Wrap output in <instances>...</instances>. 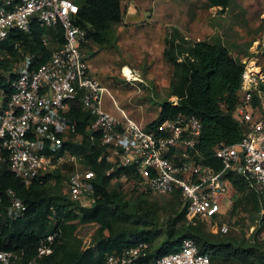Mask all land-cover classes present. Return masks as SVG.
<instances>
[{
  "label": "built area",
  "instance_id": "2783aa9c",
  "mask_svg": "<svg viewBox=\"0 0 264 264\" xmlns=\"http://www.w3.org/2000/svg\"><path fill=\"white\" fill-rule=\"evenodd\" d=\"M79 10L74 0H0V42L14 30L31 33L34 20L53 31L43 35L52 54L42 64L35 62L21 42L14 44L19 59L4 71L12 93L5 100L0 91V167L7 162L11 172L28 184L47 174L53 180L55 171L68 169L63 193L79 208L92 206L96 174L67 146L82 140L70 115L77 103L90 114V130L99 134L102 157L112 166L107 175L116 167H134L143 188L162 196L178 193L192 223L200 217L210 220L220 211L230 192V176L250 180L262 199L256 226L264 240V69L258 60H241L244 70L233 115L243 133L237 143L215 145L213 156L222 165L217 168L203 161L198 147L203 123L197 115L179 113L149 128L117 104L108 86L91 73L86 50L90 39L87 30L77 24ZM58 27L63 29L62 44L56 38ZM257 45L263 49L264 39H257ZM5 55L12 58L8 52ZM255 65L260 72L254 70ZM125 77L132 84L137 80ZM107 94L121 111L120 118L105 108ZM171 101L178 104L177 97ZM7 196L9 204L0 211V222L25 215V203L15 191L8 189ZM229 230L226 223L220 227L224 234ZM61 240L59 231L47 233L32 259L26 258L25 249L0 250V264H36L38 258L51 255ZM149 249L148 242L125 247L108 254L102 264H211L210 254L202 253L190 237L178 251L143 260Z\"/></svg>",
  "mask_w": 264,
  "mask_h": 264
},
{
  "label": "trees",
  "instance_id": "16d2710c",
  "mask_svg": "<svg viewBox=\"0 0 264 264\" xmlns=\"http://www.w3.org/2000/svg\"><path fill=\"white\" fill-rule=\"evenodd\" d=\"M79 5L77 24L87 30L88 39L101 46L115 45L117 34L114 27L123 20L121 0H74ZM212 6H222L220 13L230 8L232 0H207ZM246 22V20H245ZM213 35L209 39L191 42L187 46L169 40L166 57L174 66L175 80L170 88V96L178 97V104L174 105L169 99L161 107L160 116L148 125L155 127L158 123L168 118H173L179 113L197 115L203 123L200 137L199 150L204 162L221 168V162L213 155L214 147L219 142L226 144L237 143L243 133V128L234 117L233 111L238 102V91L241 87L244 64L239 57H235L225 36L232 33L233 22L222 15L217 17ZM53 33L44 28L38 20H34L31 33L27 34L18 30L11 32L9 38L0 42V91L7 100L12 93V88L4 71L12 68L13 63L19 59L14 50L15 42H21L26 51L35 56V62L42 64L47 61L52 50L42 41L44 34ZM58 43H64L63 29L56 31ZM113 41V42H112ZM6 52L12 58L6 57ZM181 59V60H180ZM264 89V84L261 86ZM257 104V99L254 98ZM223 105L226 108H223ZM70 115L76 125L77 133L82 135V140L67 144L72 153L79 156L83 163L91 168L95 174V200L90 207H73L75 204L62 192L65 172L57 174V186H50V174L36 178L31 183H26L9 169L5 162L0 167V211L9 204L7 190L13 189L26 206L25 215L18 219H2L0 222V250L25 249L26 258L37 256L38 244L47 233L59 231L62 235L61 242L55 244L51 255L38 258L36 264H102L110 253H119L125 247L135 246L141 242H148L150 249L143 260H151L178 251L185 238H193L199 245L202 253L222 255L227 250L228 255L241 259L242 262L251 261L254 253L246 250L245 256L231 249L232 242H214L204 238V231L199 224H192L186 218V208L181 212L185 218L183 226L174 233V228L168 232L167 238L153 249L152 242L155 231L140 228L129 232L127 228L118 227L123 219H127L129 206L122 193L113 184L114 179H119L123 174L127 177L135 174L134 167H116L111 175L107 171L111 165L102 157L104 148L99 143V134L90 130L91 117L80 104H73ZM60 170H57L58 172ZM230 181L239 190L244 191L246 184L230 176ZM57 188V189H56ZM178 194V193H176ZM254 199L261 209V195H254ZM181 204V202H180ZM95 224V237L81 248L68 245L67 239L77 233L79 227L85 224ZM258 228L253 237L260 238ZM201 237H199L198 235ZM258 240V239H257ZM202 242V247L199 242ZM239 249V248H238ZM261 249V248H259ZM243 250V249H242ZM245 249L243 252H246ZM242 253V252H241ZM251 253V254H250ZM263 253V254H262ZM241 255V256H240ZM258 259L263 264L264 252ZM240 256V257H239ZM212 264V258H211Z\"/></svg>",
  "mask_w": 264,
  "mask_h": 264
},
{
  "label": "rangeland",
  "instance_id": "374dc122",
  "mask_svg": "<svg viewBox=\"0 0 264 264\" xmlns=\"http://www.w3.org/2000/svg\"><path fill=\"white\" fill-rule=\"evenodd\" d=\"M242 1L243 2L232 0L229 10L225 13V16H223L233 22L231 28L232 33L225 36V39H227L225 42L228 43L235 57L238 56V59L241 60L250 58L253 60L257 59L258 63L261 64L264 69V48L260 49L259 46L261 44L259 46L257 45V39H264V0ZM121 2L124 6L128 4V0H121ZM144 10H146V8ZM144 14L146 19H148L147 12H144ZM221 14L214 17L213 22H216L217 17H220ZM114 31L116 33V26L114 27ZM171 34H175V32ZM115 38L116 37L110 33V39L114 40ZM178 40V44L183 46L190 44V40L187 37H184V40L180 37ZM94 43L95 42L90 40L86 44L88 54L94 52ZM170 64L167 66L168 71L165 73L163 71V74H161L162 78L160 79L165 81L164 88L166 87L165 91H162V95L160 94L161 91L157 92V87L160 88L158 83L150 85L143 84L141 85L142 87L139 85L137 89H135L130 85L129 81L125 82L124 80L123 82L125 87H128L126 88L127 93L130 94L123 103L124 107L121 108L141 125L146 126L148 121L155 119L159 114L160 105L170 98V95L167 94L169 91L167 90H170L176 78L173 74L174 66L172 63ZM100 80L103 84L108 86V82H104L102 79ZM116 89L119 93V89ZM115 99L117 100L116 96ZM65 171V175L67 176L69 170L66 169ZM54 173L52 178H55L49 180L50 186H57L59 183L56 182L57 174L64 172L60 170ZM63 179H65V177ZM114 181L113 184L115 187H118L124 199L129 202L127 214L130 215V217L121 220L118 227L127 228L131 233L140 228L154 230L155 238L152 242L153 249L159 247L167 238L169 231L174 228L175 233L185 224V221L187 222L186 218L184 221V218H181L180 215L184 209V205L179 194L162 196L143 188L144 185L140 183L142 177L139 176L137 172L131 175V177L124 178L121 176L119 179H114ZM243 181L246 184L245 190L241 191L232 184L228 195L230 198L227 197L224 200V205L220 208V211L210 220L200 217L195 219V223L192 224L197 223L201 226V229L204 231L203 236L205 239L214 242L231 241L233 244L230 247L231 249L234 248L233 250L237 249V252H235L236 254L240 252L242 256H245L247 253L246 250L251 252L254 251L255 253L252 252L254 253V256H252L254 258H251V261L242 262L241 259L228 255L227 250H225L222 255L210 253L212 264H259L260 261H258V259L263 258V256L259 254L264 252V244L262 247L259 238L257 236L256 239L253 237L254 232L259 228L256 224L260 217L261 210L258 208L254 195H260V193L250 180L244 179ZM61 190L63 192V189ZM229 199H231V203ZM73 207L77 210L79 209V205L76 203L73 204ZM223 223H226L230 227L229 232L226 234L220 231V227ZM95 229L96 226L93 223L81 225L77 233H75L71 239H67L68 245L75 248L86 246V244L95 237ZM198 236L201 237L200 235ZM199 244L202 247L203 243L201 241ZM242 249H245L246 252H243ZM262 263L264 264V260H262Z\"/></svg>",
  "mask_w": 264,
  "mask_h": 264
},
{
  "label": "crops",
  "instance_id": "0c3cea01",
  "mask_svg": "<svg viewBox=\"0 0 264 264\" xmlns=\"http://www.w3.org/2000/svg\"><path fill=\"white\" fill-rule=\"evenodd\" d=\"M126 5L122 4V22L116 25L115 45L101 46L94 43V52L88 54L91 73L108 82V88L116 96L120 107H124L123 103L130 94L126 90L128 87L123 84L124 80L128 82L125 78L127 70H131L137 78L134 84L129 81L133 88L158 83L161 89L156 86L157 92L161 91L162 95L166 87L165 81L160 78L163 71H168L167 66L170 64L165 54L169 40L175 38L178 43V38L184 40L187 37L191 43L211 38L215 29L213 18L221 14L223 9L222 6L210 5L207 0H128ZM144 12H147L148 19ZM169 92L167 94L170 95ZM172 98L176 96H170L169 100ZM104 106L117 117L122 116L109 94L104 97ZM161 107L158 116L148 121L147 125L158 119Z\"/></svg>",
  "mask_w": 264,
  "mask_h": 264
},
{
  "label": "bare ground",
  "instance_id": "6f19581e",
  "mask_svg": "<svg viewBox=\"0 0 264 264\" xmlns=\"http://www.w3.org/2000/svg\"><path fill=\"white\" fill-rule=\"evenodd\" d=\"M254 63H255V62H252V64H254ZM254 70L257 71V72H260V69H259L256 65L254 66ZM126 74H127L128 77H134V75H133V73H132L131 70H127V71H126ZM135 77H136V76H135Z\"/></svg>",
  "mask_w": 264,
  "mask_h": 264
},
{
  "label": "clouds",
  "instance_id": "9594fccd",
  "mask_svg": "<svg viewBox=\"0 0 264 264\" xmlns=\"http://www.w3.org/2000/svg\"><path fill=\"white\" fill-rule=\"evenodd\" d=\"M126 78V77H125Z\"/></svg>",
  "mask_w": 264,
  "mask_h": 264
}]
</instances>
